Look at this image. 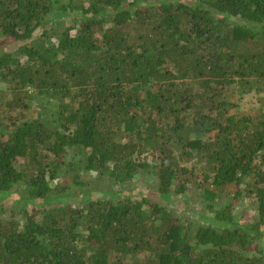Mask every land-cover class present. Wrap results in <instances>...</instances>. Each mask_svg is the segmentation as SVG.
I'll return each mask as SVG.
<instances>
[{"label": "trees", "instance_id": "16d2710c", "mask_svg": "<svg viewBox=\"0 0 264 264\" xmlns=\"http://www.w3.org/2000/svg\"><path fill=\"white\" fill-rule=\"evenodd\" d=\"M0 35V264H264V99L232 101L264 95V0H0ZM70 149L106 187L151 168L166 200L202 187L210 214L186 225L161 197L94 189L65 204Z\"/></svg>", "mask_w": 264, "mask_h": 264}, {"label": "rangeland", "instance_id": "374dc122", "mask_svg": "<svg viewBox=\"0 0 264 264\" xmlns=\"http://www.w3.org/2000/svg\"><path fill=\"white\" fill-rule=\"evenodd\" d=\"M70 16L65 15L64 18V24L65 23H71ZM56 28V27H55ZM54 27L51 29H55ZM43 32V29L36 30L34 36H39ZM1 36V35H0ZM2 39V37H0ZM4 41V40H3ZM2 40H0V48H1ZM23 43H17L16 45H13L9 42H5V47L8 50H11L15 52V50L22 45ZM15 48H14V47ZM6 49V50H7ZM15 49V50H14ZM6 85L4 83H0V90H5ZM264 99V95L257 93L255 90L251 92L245 91V89L241 86H237L234 90V94L232 96V101L235 104V107L233 108L235 113H245V114H254L256 113L258 107L262 105V100ZM32 112L30 115V118L34 119L37 117V113L35 112L37 109V103H32ZM49 107H52L48 105ZM16 117V115L14 116ZM50 122V121H49ZM144 157L147 158V161L152 164V166L155 165V160L153 155H144ZM79 160L78 162H75ZM78 163L75 165L76 170L70 171L68 170V163L71 164ZM193 163L197 164L196 160L193 161ZM22 165V163H20ZM82 155H80V151H77L76 149H70L67 153V155L64 158V164L59 165L61 167H57L58 169V178L53 181V186H59L60 188L64 187L67 188L68 195H70L65 201L67 203H71L73 207H79L84 208L85 202H84V195H81V192L83 190H101L102 192H111V194H114L115 197L118 199H124V198H130V199H137L141 200L144 197L149 196H155V198L160 199V197L163 199L164 203L163 206H165L167 209L171 210L173 213L178 215L180 217V221L183 224L186 225H199L201 222H205V218L207 215L210 214L209 209H207L206 203L203 202V196H202V187H199L194 184H190L188 186V190L185 195L177 196L176 198L172 197L173 201H169L163 198V195H159L157 191V177L153 173L155 170L151 168L147 172L140 173L136 175L131 181H129L125 185H114L106 187V183L104 182H98L96 180V175L89 172H81L82 170L79 167H82ZM191 165V163H190ZM196 172H201L198 177V183H203V175L202 171L197 169ZM48 175L50 173H47ZM84 182L88 183L86 186L85 184L83 186H80L79 183ZM68 186L70 187L68 189ZM20 186H18L12 193V197L5 202L7 208H12L17 210L14 214V218H16V221L21 223V225L25 222L24 216L19 214L20 212L19 205L23 206V204H17V199H19V196L16 194L15 191H18V194L21 192V189H19ZM97 193H95L96 195ZM224 200H217V205L215 208L219 209L222 204H224ZM234 209L232 210L233 216L235 219L242 220V221H252L257 217V207L251 202V200L248 197H242V199L234 200L232 202ZM44 208H49L48 206H44ZM146 208V207H145ZM149 211V210H148ZM264 250V243L261 246Z\"/></svg>", "mask_w": 264, "mask_h": 264}]
</instances>
